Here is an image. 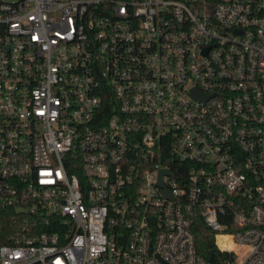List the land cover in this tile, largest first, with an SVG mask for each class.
Segmentation results:
<instances>
[{
  "label": "built area",
  "instance_id": "1",
  "mask_svg": "<svg viewBox=\"0 0 264 264\" xmlns=\"http://www.w3.org/2000/svg\"><path fill=\"white\" fill-rule=\"evenodd\" d=\"M0 264H264V0H0Z\"/></svg>",
  "mask_w": 264,
  "mask_h": 264
},
{
  "label": "trees",
  "instance_id": "2",
  "mask_svg": "<svg viewBox=\"0 0 264 264\" xmlns=\"http://www.w3.org/2000/svg\"><path fill=\"white\" fill-rule=\"evenodd\" d=\"M7 222L8 219H6V225L4 227H7ZM193 229L197 238L199 253L208 260H214L216 249L213 233L205 226L201 218L195 220Z\"/></svg>",
  "mask_w": 264,
  "mask_h": 264
},
{
  "label": "water",
  "instance_id": "3",
  "mask_svg": "<svg viewBox=\"0 0 264 264\" xmlns=\"http://www.w3.org/2000/svg\"><path fill=\"white\" fill-rule=\"evenodd\" d=\"M165 171L163 170L162 172H161V174H163ZM163 184V182H162V176H161V185ZM18 212H22V210H18Z\"/></svg>",
  "mask_w": 264,
  "mask_h": 264
}]
</instances>
